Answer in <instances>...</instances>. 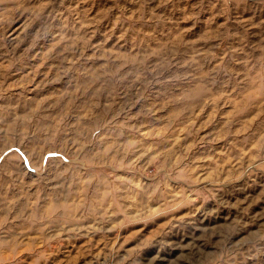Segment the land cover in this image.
<instances>
[{"label":"rangeland","instance_id":"rangeland-1","mask_svg":"<svg viewBox=\"0 0 264 264\" xmlns=\"http://www.w3.org/2000/svg\"><path fill=\"white\" fill-rule=\"evenodd\" d=\"M0 264H264V0H0Z\"/></svg>","mask_w":264,"mask_h":264},{"label":"bare ground","instance_id":"bare-ground-1","mask_svg":"<svg viewBox=\"0 0 264 264\" xmlns=\"http://www.w3.org/2000/svg\"><path fill=\"white\" fill-rule=\"evenodd\" d=\"M151 263V262H150Z\"/></svg>","mask_w":264,"mask_h":264}]
</instances>
